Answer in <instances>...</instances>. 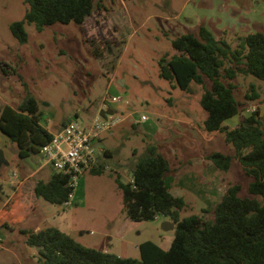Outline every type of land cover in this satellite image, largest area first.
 Listing matches in <instances>:
<instances>
[{
    "label": "rangeland",
    "instance_id": "1",
    "mask_svg": "<svg viewBox=\"0 0 264 264\" xmlns=\"http://www.w3.org/2000/svg\"><path fill=\"white\" fill-rule=\"evenodd\" d=\"M94 2L98 5L81 26L72 21L53 22L38 31L25 21L27 40L20 43L10 33L9 24L23 19L27 4L24 0H0V106H17L30 93L36 99L41 124L49 129L74 116L87 125L103 96L116 114L124 116L112 134L103 133L101 140L114 151L113 156L104 160L100 173L88 170L79 177L68 208L41 197L38 204L35 202L32 185L39 175L21 184L22 213L26 215L13 230L4 228L0 221V264H44L37 247L25 242L20 229L53 225L49 210L59 211L66 232L88 247L133 258H139L137 246L145 240L167 248L173 230H164L161 224L168 219L162 214L149 220L128 219L114 181L116 173L130 179L127 163L133 151L142 152L147 143L155 144L169 161L171 170L165 182L185 201L180 216L211 208L232 183L241 186L240 195H248L251 177L237 158H232L227 170L218 169L206 158L213 151L234 154V150L221 132L204 130L201 85L191 82L181 89L174 81L159 77L158 61L176 53L172 38L186 32L196 34L199 24L215 36L224 31L232 44L234 33L264 31V0ZM233 82L240 99L244 93H251L250 84L258 94L256 99H244L246 107L241 112L248 115L254 107L263 115L264 80L238 75ZM114 95L120 100L111 102ZM141 113L148 119L138 121ZM236 120L233 116L225 123L232 126ZM0 151L1 210L11 193L9 181L16 175L11 170L18 168L15 160L22 158L17 155L15 142L2 132ZM38 159L40 155L30 161Z\"/></svg>",
    "mask_w": 264,
    "mask_h": 264
},
{
    "label": "trees",
    "instance_id": "2",
    "mask_svg": "<svg viewBox=\"0 0 264 264\" xmlns=\"http://www.w3.org/2000/svg\"><path fill=\"white\" fill-rule=\"evenodd\" d=\"M24 2L27 7L23 19L9 24L10 33L20 43L27 40L25 21L33 23L38 31L53 22L72 21L81 26L98 5L94 0ZM232 36L234 44L225 38L224 31L215 36L200 24L196 34L186 32L172 38L176 53L158 61V76L174 81L181 89L191 82L201 85L199 102L206 112L204 130L221 132L234 150V154L213 151L206 158L220 170H227L232 158H237L244 173L251 177L248 195H240L241 186L232 183L211 208L180 216L185 201L174 195L165 182L171 170L169 161L155 144L147 143L142 152L133 151L127 163L132 181L122 180L119 173L114 175V181L128 219L149 220L162 214L174 223L169 246L162 248L145 240L137 246L139 258L124 257L82 245L53 225L37 230L21 227L25 242L37 247L44 264H264V114L257 109L241 114L245 100L256 99L258 94L250 84L251 93H244L245 100L240 99L233 82L238 75L264 80V31ZM93 51L98 55L95 47ZM235 115V125H226L225 120ZM0 132L15 142L20 158L36 156L52 134L41 124L36 99L30 93L17 106H0ZM103 163L104 160L97 161L89 171L100 173ZM67 182L66 175L53 171L46 181L38 180L33 191L45 201L61 205L72 190ZM18 197L13 193L0 210L1 225L9 230L20 227L24 218Z\"/></svg>",
    "mask_w": 264,
    "mask_h": 264
},
{
    "label": "built area",
    "instance_id": "3",
    "mask_svg": "<svg viewBox=\"0 0 264 264\" xmlns=\"http://www.w3.org/2000/svg\"><path fill=\"white\" fill-rule=\"evenodd\" d=\"M107 97L103 96L102 102L91 117L88 125H84L76 118L66 121L60 128L51 134L50 140L39 147L38 155L45 164L68 178V186L72 189L68 198L61 203V207L68 208L71 204L73 189L79 177L88 171L97 162V155L103 149L97 145L102 133H111L113 127L120 123L124 116L116 114L107 105ZM120 100L119 96H111L110 101ZM254 107L251 108V111ZM146 113H141L138 121L147 120ZM14 174V173H13ZM129 180L132 181L130 178ZM158 215H155V218Z\"/></svg>",
    "mask_w": 264,
    "mask_h": 264
},
{
    "label": "crops",
    "instance_id": "4",
    "mask_svg": "<svg viewBox=\"0 0 264 264\" xmlns=\"http://www.w3.org/2000/svg\"><path fill=\"white\" fill-rule=\"evenodd\" d=\"M200 25V24H199ZM202 25H204V24H202ZM205 26V25H204ZM206 27V26H205ZM198 29V28H197ZM100 106V105H99ZM99 106H97L96 108H95V111H94V113L97 111V109L99 108ZM110 109L112 110V108L110 107ZM241 114L242 115H247V114H245V113H243V112H241ZM235 116H237V120H238V115H235ZM74 118H76V116H74ZM232 118V117H231ZM90 119H91V117H90ZM90 119L88 120V122H87V125L89 124V122H90ZM237 120L235 121V123L237 122ZM123 121V120H122ZM121 121V122H122ZM134 121V120H133ZM133 121H130V124H133ZM235 123H234V125H235ZM119 124V123H118ZM226 124V123H225ZM234 125H232V126H234ZM61 126V125H60ZM231 127V126H230ZM60 127H54L53 129H49V128H47L48 129V131H50L51 133L52 132H54V131H56V130H58ZM114 128V127H113ZM105 133H107V132H105ZM112 134V131H111V133L109 134V133H107V135H111ZM105 136L103 135V133L100 135V137H99V139H98V141H97V145L99 146V147H101L102 149H103V151H102V154L100 155V154H98L97 155V161L99 162V161H102V160H106V158H108V156L107 155H110V156H113V154H114V151L113 150H111L110 148H108V147H105V146H103L102 144H101V140L104 138ZM38 155V154H37ZM36 155V156H37ZM109 156V157H110ZM34 156H29V157H25V158H20L21 160H19V159H17V160H15V163H16V165L18 166V168H13L12 170H11V174H16L15 175V177L14 176H12L11 178H10V181H9V184H10V187H11V193H10V195H9V197L8 198H10L11 197V195L13 194V193H18V195L20 196V203H21V205H22V210L25 208L24 207V205H23V190H22V188H21V184L22 183H24L25 182V180L28 178V177H30V176H33V175H35V176H37V175H39V179H37V181L38 180H43V181H46L48 178H49V176H50V174L53 172V171H55L52 167H51V165H48V164H45L43 161H42V159H38L36 162H38V163H40L39 165H37L36 164V162H34V163H32L30 160H31V158H33ZM30 163V164H29ZM170 165V164H169ZM17 169H18V173H17ZM170 169H171V167H170ZM18 177V178H17ZM122 180H124V181H127V180H125V179H122ZM167 179H166V176H165V181H166ZM36 181V182H37ZM174 181V180H173ZM35 182V183H36ZM175 182V181H174ZM35 185V184H34ZM168 185V184H167ZM33 185H32V191H33ZM169 187V186H168ZM33 194H35V193H33ZM174 195H176V194H174ZM34 199H35V202L38 204V202H40L39 200V196H36V195H34ZM4 203V202H3ZM51 204H53V203H51ZM57 206H59L60 208H62L61 207V205H59V204H56ZM36 206V205H35ZM34 205H33V209H34V207H35ZM62 209H65V208H62ZM48 213H50V217H51V223L53 224V226H56L57 228H59L60 230H62V231H64V232H66V230H65V228H64V225H63V220L61 219V217L60 216H62V215H60L59 214V211H57V210H55V211H52V210H49L48 211ZM24 214V218H25V215H26V213H23ZM49 216V215H48ZM24 218H23V220H24ZM23 220H22V222H23ZM22 222H21V224H22ZM20 224V225H21ZM38 228H40V226L37 224L36 226H34V228H32L33 230H37ZM67 233V232H66ZM171 240H172V237L167 241V246L166 247H168L169 246V244H170V242H171ZM162 247V246H161ZM162 248H164V247H162Z\"/></svg>",
    "mask_w": 264,
    "mask_h": 264
},
{
    "label": "water",
    "instance_id": "5",
    "mask_svg": "<svg viewBox=\"0 0 264 264\" xmlns=\"http://www.w3.org/2000/svg\"><path fill=\"white\" fill-rule=\"evenodd\" d=\"M0 157H1V151H0ZM173 226H174V223L169 220L163 221L161 224V228L164 230H172Z\"/></svg>",
    "mask_w": 264,
    "mask_h": 264
}]
</instances>
